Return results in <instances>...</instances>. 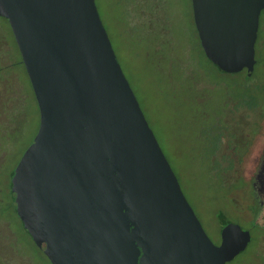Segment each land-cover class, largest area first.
Here are the masks:
<instances>
[{
    "label": "water",
    "instance_id": "obj_1",
    "mask_svg": "<svg viewBox=\"0 0 264 264\" xmlns=\"http://www.w3.org/2000/svg\"><path fill=\"white\" fill-rule=\"evenodd\" d=\"M207 57L253 69L264 0H192ZM39 109L11 175L13 205L51 264H226L186 198L125 75L96 0H0ZM264 197V166L258 172Z\"/></svg>",
    "mask_w": 264,
    "mask_h": 264
},
{
    "label": "rangeland",
    "instance_id": "obj_2",
    "mask_svg": "<svg viewBox=\"0 0 264 264\" xmlns=\"http://www.w3.org/2000/svg\"><path fill=\"white\" fill-rule=\"evenodd\" d=\"M129 1L132 3V10L128 12H122L123 7L118 8L115 0H96V4L123 71L178 177L186 198L214 243H217L220 237L216 214L223 207L229 209L227 210L229 221L239 224L244 229H250L247 219L224 201L227 193L221 184L211 177L202 152L200 120L198 116L194 119L197 114L195 107H198L193 102L194 87L186 78L184 67L180 65L183 63L190 68L192 65L190 60H194L193 56L191 59L186 53L187 43H191L195 52L199 54L191 0ZM149 10L157 19L154 22L155 28L166 27L167 36L164 38L170 40L161 41L158 53L153 49L156 41H144L145 37L149 39L148 33L151 38H155L151 31L146 35L140 34V30L136 34L127 31V27L131 24L137 25L145 32L148 31V22L141 12L147 13ZM1 40L13 47L11 61H21L10 25L2 16H0ZM0 45L1 52H6V43ZM2 58L1 64L4 65V69L1 74H6L11 70L9 66L11 61L8 56L3 55ZM201 60L204 66L213 68L209 62L203 58ZM17 68L21 81L19 86L27 97L25 102L27 123L21 133H16L15 140L11 142L1 140L0 145V151L6 153L0 164V264H51L48 257L30 238L12 209L14 208L12 194L6 186L7 177H10L9 174L39 127L38 105L32 94L28 75L23 64L17 65ZM213 76L227 83L243 82L241 75L232 76L213 72ZM204 79L207 78L203 76ZM220 90L222 92L221 87H214L208 91L213 101L205 106L208 105L211 114L217 107ZM3 93L4 89L0 91V99L3 98ZM201 108L199 106L198 110L201 111ZM1 110L0 104V113ZM253 133L255 132L252 131L250 134ZM256 155L257 152L251 157L248 170L253 168ZM259 222L264 226V209ZM254 249L255 241L248 246L246 254L238 257V261H244L254 253Z\"/></svg>",
    "mask_w": 264,
    "mask_h": 264
},
{
    "label": "flooded vegetation",
    "instance_id": "obj_3",
    "mask_svg": "<svg viewBox=\"0 0 264 264\" xmlns=\"http://www.w3.org/2000/svg\"><path fill=\"white\" fill-rule=\"evenodd\" d=\"M119 1L121 2V5L123 7L122 12H128L129 10H132V3L129 0ZM150 10L147 13L141 12L142 16L148 22V31L146 30L145 32L137 25L133 24L127 27V31L128 33L136 34V32H139L140 30V34L143 33L144 35L151 31L155 38H151L148 33L147 37H149V39L145 37L144 41H156L155 47H153V49L156 53H158L161 41L170 40L164 38L165 36H167L166 27L160 26V28H155L154 22L157 19L150 12ZM194 25L199 54L195 52L194 47L191 43H187L186 53L190 55L191 59L192 56L194 57V60H190L193 66L191 65V67L189 68L186 67L183 63H180V65L184 67L183 69L185 71L186 78L189 79V82H192V85L194 87L193 93L195 95L193 102L196 103L198 107H202L201 111L198 110V107H195L197 109L195 110L197 114H195L194 119H196V117L198 116L197 118H199L200 120V141L202 143V152L205 161L209 166L210 173L212 174V164L208 160H206V158L208 155H212V150L213 148H215L214 141L220 131V128H217L219 126L216 127V125H218L220 122H224L225 125L229 127V131L227 132L226 137H231L232 143H227V141L229 140L225 138V140L220 143V148L218 149L217 154H219L220 156L224 154L230 155V157L232 156L235 158H242L240 164L236 161L232 170H230L231 174L239 171V176L230 178L228 180L230 185L229 187L232 190L230 193H227L224 201H226V204L228 206H230L231 208L233 207L232 209H237L241 216L247 219L248 223L251 226L250 229H244L239 224H235L239 225L243 230L249 231L251 238L247 246L234 258L227 261L226 264H264V226L259 222L264 209V197H262V195H260L258 192L259 181L257 179L258 172L264 166V7L261 10L259 16V26L257 38L255 41V61L253 69L250 73L247 70L232 72L224 71L215 63H213L207 57L203 47L201 46V39L199 37L195 20ZM0 43H6L7 45L6 52H1L2 47L0 45L1 74V71H3L4 69V65L1 64V61L3 59L2 57L3 55L8 56V59L11 61L10 57L12 56L13 47L11 44L3 40H1ZM15 45L16 47H18L17 44ZM146 56L148 55L146 54ZM200 56L201 58H203V60L209 62L213 68L210 69L207 66H204ZM19 64H23L22 58L21 61L18 62L11 61L9 65L11 66V70L8 73L6 72V74L0 75V91L4 89V96L0 99V104L2 105V110L0 113V145L1 140H9L10 142L15 140L16 133H21L24 125L27 123V112H25V102L27 97L25 93L22 92V87L19 86V83L21 84V81L18 77L17 68V65ZM213 72L232 76L241 75L243 76V82L227 83L213 76ZM203 76H205L207 79L203 80ZM214 87H221L222 92L220 90V98L219 101L216 102L217 107H215V109L213 110L215 113L213 112L211 114V112L208 110V105H205L212 103V95L209 96L208 91L213 89ZM30 88L32 90L34 99L36 100L31 83ZM212 115L213 118H211ZM216 116H220L219 120L216 119ZM252 131H254L255 133L250 134L252 133ZM255 152H257V155L253 164V168L248 170L251 157ZM4 154L6 153L0 151V164L2 162V159L4 158ZM223 163L224 165L227 164L226 162ZM12 172L9 174L10 177H7L6 180V186L8 188V191L10 190V194H12ZM12 209L16 213L15 207ZM227 210H229L227 207H223L222 209L218 210V212H224L226 214L227 221L222 225H220L219 223L220 237L217 240V243H215L217 245L221 243L222 227L224 226V224L231 222L228 219ZM254 241V253H251L247 258H245L246 261L245 259L244 261H238V257L244 253L246 254L248 246Z\"/></svg>",
    "mask_w": 264,
    "mask_h": 264
},
{
    "label": "trees",
    "instance_id": "obj_4",
    "mask_svg": "<svg viewBox=\"0 0 264 264\" xmlns=\"http://www.w3.org/2000/svg\"><path fill=\"white\" fill-rule=\"evenodd\" d=\"M116 1V5L118 8L122 9L121 2L118 0ZM217 120H219L220 116H216ZM219 126V127H217ZM217 128H220L219 134L217 138L215 139V148L212 150V155H208L206 160H208L212 164V174L211 176L216 179L219 184H221L222 188L225 189L226 193L231 192V188L229 187L228 180L230 178H234L239 176V171L234 172L233 174L230 173V170H232L234 163L237 161L239 164L242 160L241 157H230V155H219L217 154L218 149L220 148V143L227 138L229 141L227 143H232L231 137H226L227 132L229 131V127L225 125L224 122H220L218 125H216ZM207 149V148H206ZM223 162H226L227 164L224 165ZM217 221L222 225L227 221V216L224 212H218L217 213Z\"/></svg>",
    "mask_w": 264,
    "mask_h": 264
}]
</instances>
